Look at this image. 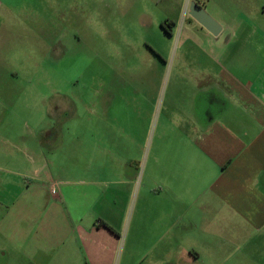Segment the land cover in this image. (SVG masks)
Masks as SVG:
<instances>
[{"label": "crops", "instance_id": "obj_1", "mask_svg": "<svg viewBox=\"0 0 264 264\" xmlns=\"http://www.w3.org/2000/svg\"><path fill=\"white\" fill-rule=\"evenodd\" d=\"M193 1L219 36L189 16ZM183 9L182 31L199 51L190 44V86L168 90L186 103L180 121L175 104L166 107L159 143L171 151L96 154L111 136L98 128L110 122L76 115L81 151L73 174L59 166L54 180L50 145L40 151L35 135L5 134L0 90V264H264V0H190ZM165 22L171 37L177 23ZM143 92L140 104L153 89ZM54 122L48 131L65 123Z\"/></svg>", "mask_w": 264, "mask_h": 264}, {"label": "rangeland", "instance_id": "obj_2", "mask_svg": "<svg viewBox=\"0 0 264 264\" xmlns=\"http://www.w3.org/2000/svg\"><path fill=\"white\" fill-rule=\"evenodd\" d=\"M186 2L190 0H0L5 134L35 135L42 142L38 150L50 145L53 164L47 171L54 180L59 166L73 174L74 154L81 151L76 149V115L110 122L108 128H98L99 137L106 131L111 136L108 145H97L96 154L106 147L114 154L144 157L158 146L171 151L173 145L159 143L162 125L172 115L166 107L175 104L180 116L173 113L172 120L180 121L186 103L185 96H171L168 90L190 86V44L199 51L182 31L188 23ZM165 20L177 23L176 29L168 24L171 37L160 29ZM150 47L163 55L161 64H154ZM149 73L156 76L146 79ZM149 89L152 95L145 96L150 102L140 104ZM60 118L65 123L48 131L45 126ZM8 264H15L12 257Z\"/></svg>", "mask_w": 264, "mask_h": 264}, {"label": "water", "instance_id": "obj_3", "mask_svg": "<svg viewBox=\"0 0 264 264\" xmlns=\"http://www.w3.org/2000/svg\"><path fill=\"white\" fill-rule=\"evenodd\" d=\"M189 16L199 25L206 29L214 37L219 36L222 29L215 19H213L200 5L195 1L188 7Z\"/></svg>", "mask_w": 264, "mask_h": 264}, {"label": "trees", "instance_id": "obj_4", "mask_svg": "<svg viewBox=\"0 0 264 264\" xmlns=\"http://www.w3.org/2000/svg\"><path fill=\"white\" fill-rule=\"evenodd\" d=\"M164 28H165V30H166L168 33H170V31L168 30V28H167V27H165V26H164Z\"/></svg>", "mask_w": 264, "mask_h": 264}]
</instances>
